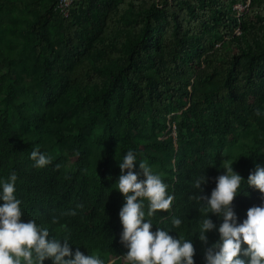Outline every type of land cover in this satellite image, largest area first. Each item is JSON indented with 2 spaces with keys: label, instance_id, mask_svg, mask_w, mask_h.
I'll return each mask as SVG.
<instances>
[{
  "label": "trees",
  "instance_id": "obj_1",
  "mask_svg": "<svg viewBox=\"0 0 264 264\" xmlns=\"http://www.w3.org/2000/svg\"><path fill=\"white\" fill-rule=\"evenodd\" d=\"M57 2L0 0V176L16 171L22 218L70 235L74 250L127 264L115 181L133 148V170L147 161L174 194L153 228L181 217L173 230L193 240L203 264L206 245L191 237L201 215L195 196L210 194L223 161L236 159L245 178L233 200L239 218L264 199L246 182L264 165V132L238 149L222 143L233 121L264 116V0H75L68 16ZM237 3L246 5L240 14ZM169 113L181 118L176 146L172 134L158 138ZM182 127L198 136L183 140ZM37 145L53 157L40 168L29 155Z\"/></svg>",
  "mask_w": 264,
  "mask_h": 264
},
{
  "label": "clouds",
  "instance_id": "obj_2",
  "mask_svg": "<svg viewBox=\"0 0 264 264\" xmlns=\"http://www.w3.org/2000/svg\"><path fill=\"white\" fill-rule=\"evenodd\" d=\"M29 155L38 168L53 159L38 145ZM137 160V152L128 148L118 160L120 174L115 181L124 198L118 213L122 225L119 238L127 248V264H196L193 240L173 230L183 224L181 217L173 216L170 226L153 228L156 210L170 209L174 194L147 161L139 160V171H134ZM234 160L225 159L220 165L225 170L215 177L210 194L199 192L195 196L202 201L201 215L191 237L197 235L206 245L203 264H264V199L249 206L242 219L238 217L233 200L245 178L234 170ZM17 179L16 171L0 176V264H44L46 258L52 264H109L98 252L85 254L79 247L74 250L70 235L50 236L49 227L43 223L35 218L23 219ZM202 181L207 182L203 174L195 179L194 186L201 189ZM246 182L264 193V165L257 164ZM61 227L67 231L66 224ZM213 230L218 236L209 242L208 232Z\"/></svg>",
  "mask_w": 264,
  "mask_h": 264
},
{
  "label": "rangeland",
  "instance_id": "obj_3",
  "mask_svg": "<svg viewBox=\"0 0 264 264\" xmlns=\"http://www.w3.org/2000/svg\"><path fill=\"white\" fill-rule=\"evenodd\" d=\"M237 13L240 14L243 9L242 6L236 8ZM2 69V63L0 62V73ZM195 79V75L191 76V80ZM3 106V102H0V108ZM259 109L264 111V98L262 99L261 103L259 104ZM180 113V112H178ZM248 111L244 112V115L247 114ZM176 113H169L165 117V123L167 126V130L169 129L168 133L167 130H164L163 133H158V138H164L167 137L169 134H172L173 136V142L174 145H177V139H178V126L177 123L181 120L180 117H177L175 115ZM264 116H260L258 114H254L252 118H246L244 121L235 120L232 122L231 126L234 128L233 130H228L224 135L222 139V143L224 144L225 149H238L240 146H243L244 142H248L252 136H254V131H262L264 132V127L262 123V119ZM192 120V119H191ZM181 136L183 137V140H187L191 137L198 136L197 132H194L193 135H189V133L185 131L184 127L181 128L180 132ZM214 135V134H212ZM217 136V135H215ZM214 136V137H215ZM234 141V144L232 145L230 142ZM66 142V141H65ZM66 147V144H64ZM55 152V151H54ZM74 163H75V157H70L67 163V168L69 170H74Z\"/></svg>",
  "mask_w": 264,
  "mask_h": 264
},
{
  "label": "built area",
  "instance_id": "obj_4",
  "mask_svg": "<svg viewBox=\"0 0 264 264\" xmlns=\"http://www.w3.org/2000/svg\"><path fill=\"white\" fill-rule=\"evenodd\" d=\"M74 1L75 0H58V2L55 5V10H57L59 13H61L64 16H68L70 7L72 6ZM241 6L242 9H244L246 5L237 3L234 5V9L236 10V8Z\"/></svg>",
  "mask_w": 264,
  "mask_h": 264
}]
</instances>
